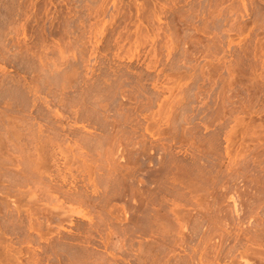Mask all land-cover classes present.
I'll list each match as a JSON object with an SVG mask.
<instances>
[{"label": "rangeland", "instance_id": "374dc122", "mask_svg": "<svg viewBox=\"0 0 264 264\" xmlns=\"http://www.w3.org/2000/svg\"><path fill=\"white\" fill-rule=\"evenodd\" d=\"M0 264H264V0H0Z\"/></svg>", "mask_w": 264, "mask_h": 264}]
</instances>
